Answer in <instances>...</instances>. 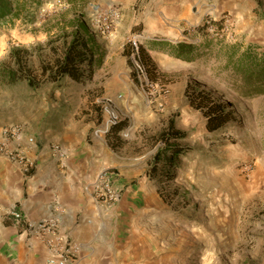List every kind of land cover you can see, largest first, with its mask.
<instances>
[{
	"label": "rangeland",
	"instance_id": "obj_1",
	"mask_svg": "<svg viewBox=\"0 0 264 264\" xmlns=\"http://www.w3.org/2000/svg\"><path fill=\"white\" fill-rule=\"evenodd\" d=\"M13 6L18 16L0 22V141L5 127L22 124L52 154L56 146L70 153L94 145L113 111L127 126L99 139L125 165H145L141 172L128 167L130 177L110 170L122 193L139 195L142 187L140 215L162 264H264V94L239 89L223 54L233 44L264 52V7L255 0H14ZM82 24L92 78L48 80L43 65H51ZM134 40L147 78L137 72ZM179 42L211 46L186 61L172 57ZM19 57L35 86L28 78L10 81ZM161 85L169 93H160ZM188 86L209 93L233 119L209 131ZM170 119L188 132L183 143L193 152L182 158L177 177L160 185L147 170L153 138Z\"/></svg>",
	"mask_w": 264,
	"mask_h": 264
},
{
	"label": "crops",
	"instance_id": "obj_2",
	"mask_svg": "<svg viewBox=\"0 0 264 264\" xmlns=\"http://www.w3.org/2000/svg\"><path fill=\"white\" fill-rule=\"evenodd\" d=\"M149 48L153 54L155 49ZM97 137L94 145L104 144L102 149L91 145L69 153L63 148V158L37 138L33 144L24 140L23 151L32 165L27 169L0 155V264H57L51 261L62 255L67 256L66 264H162L140 215L146 211L142 187L139 195L122 193L111 207L96 197L102 171L116 168L130 177L128 167L138 165L141 172L145 165H125L120 161L125 157L101 141L102 135ZM14 209L23 215L20 222L5 214Z\"/></svg>",
	"mask_w": 264,
	"mask_h": 264
},
{
	"label": "trees",
	"instance_id": "obj_3",
	"mask_svg": "<svg viewBox=\"0 0 264 264\" xmlns=\"http://www.w3.org/2000/svg\"><path fill=\"white\" fill-rule=\"evenodd\" d=\"M14 0H0V22L7 18L18 16L17 10L13 6ZM40 0H36L38 2ZM259 6L264 7V0H255ZM215 24V23H212ZM209 25L204 24L206 29ZM82 25L76 26L72 32L70 40L65 39L62 43L61 54L54 59L51 65H43L42 74L48 80L56 81L67 76L74 81L91 79L93 71L91 69L94 60L88 40L81 31ZM211 44L203 46L188 42L172 44V56L186 61H192L196 57L199 49L208 50ZM223 54L226 58L225 67L237 75L239 89L245 91L247 96H258L264 94V52L258 51L255 46H248L244 49L237 44L229 45ZM18 71H9V79L12 82L18 79H29V85L35 86L36 81L29 77L27 73V61L22 57L18 59ZM187 94L191 98V105L203 110L206 118V128L213 132L221 129L227 122L233 119V112L220 102L212 99L211 95L205 91L187 88ZM127 121H118L112 125L108 134H119L126 128ZM189 136L187 131L176 127L173 119H170L167 126L163 128L153 138L156 150L147 170V176L163 185L173 181L177 177L181 160L187 154L193 152V147L183 143Z\"/></svg>",
	"mask_w": 264,
	"mask_h": 264
},
{
	"label": "built area",
	"instance_id": "obj_4",
	"mask_svg": "<svg viewBox=\"0 0 264 264\" xmlns=\"http://www.w3.org/2000/svg\"><path fill=\"white\" fill-rule=\"evenodd\" d=\"M116 13H112L105 18V27L104 32L110 29V25L108 21H111V18L115 16ZM209 22V21H208ZM207 22V23H208ZM133 45L135 47V54L138 57H135V66L137 72L140 76L146 77L147 69L143 64L140 58V47L136 40L133 41ZM160 93L166 95L169 93V88L166 85L160 86ZM162 105V104H160ZM120 120V116L115 112L107 111V120L103 130L96 131V135H101L107 133L112 125L117 123ZM2 139L0 141V154L7 156L8 158L12 159L13 161H17L19 164L23 165L26 169L31 167V162L25 156L23 151L22 142L26 140L28 143H35V137L32 135L27 134V130L22 124H10L3 130ZM56 154L58 157L63 158L66 156V151L59 146L55 147ZM117 174L115 171H111L110 169H106L100 173L98 180L95 185V191L97 194V199L103 205L111 207L118 203L122 196V191L119 189V186L115 185V179ZM4 209L0 204V211L2 212ZM5 214L12 217L15 221L20 222L23 219L22 213L17 210H9L5 211ZM54 225V223H52ZM57 264H66L67 263V256L62 255L61 258L57 260H52L51 263Z\"/></svg>",
	"mask_w": 264,
	"mask_h": 264
}]
</instances>
